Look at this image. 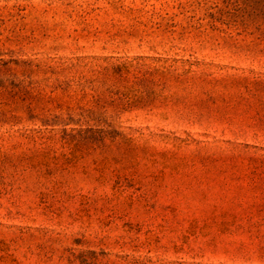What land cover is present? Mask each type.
<instances>
[{"label": "rangeland", "instance_id": "rangeland-1", "mask_svg": "<svg viewBox=\"0 0 264 264\" xmlns=\"http://www.w3.org/2000/svg\"><path fill=\"white\" fill-rule=\"evenodd\" d=\"M0 264H264V0H0Z\"/></svg>", "mask_w": 264, "mask_h": 264}]
</instances>
